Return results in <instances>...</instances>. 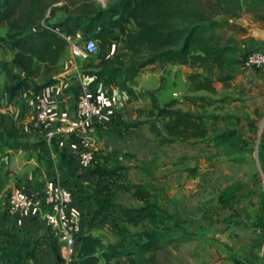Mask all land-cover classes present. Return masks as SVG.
<instances>
[{
	"label": "trees",
	"instance_id": "obj_1",
	"mask_svg": "<svg viewBox=\"0 0 264 264\" xmlns=\"http://www.w3.org/2000/svg\"><path fill=\"white\" fill-rule=\"evenodd\" d=\"M245 8L242 0H119L105 8L93 0H0V101L11 100L19 90L37 92L62 79L58 62L69 39L80 34L98 41L97 62L87 64L95 70L89 84L93 95L101 77L105 84H117L130 96L137 95L127 85L130 73L154 64L187 65L190 92L216 94V82L224 87L243 71L245 54L232 40L222 41L218 27L221 17ZM63 16L56 19V12ZM217 13V15H215ZM132 22V25L130 24ZM120 48L109 53V46ZM8 56V57H7ZM76 100L79 88H66ZM149 99L140 124H147L160 145L174 141L190 144L213 142L226 151L237 147V132L224 129L218 122L230 123L231 114L207 112L215 98L206 95L183 96L200 112L182 109L172 98L160 104L154 90L139 92ZM76 103V102H75ZM217 132V133H216ZM4 149L48 152V143L38 130L21 126L9 111L0 112V197L7 182V172L1 162ZM264 162V144L259 154ZM123 166L102 169L111 176ZM127 190L140 201L139 207H124L112 201L110 187L98 180L91 196L101 202L94 214L109 224L116 236L104 242L102 235L88 230L78 237L76 264H159L156 255L169 247H178L184 233L174 225H159L157 207L150 200L151 192L143 184L128 186ZM117 208L119 224L106 208ZM8 208L0 205V264H19L32 259L37 246L30 239L15 237L7 227ZM127 225L138 228L131 233ZM48 238L59 255L57 237L48 227ZM136 238L133 239V237Z\"/></svg>",
	"mask_w": 264,
	"mask_h": 264
},
{
	"label": "rangeland",
	"instance_id": "obj_2",
	"mask_svg": "<svg viewBox=\"0 0 264 264\" xmlns=\"http://www.w3.org/2000/svg\"><path fill=\"white\" fill-rule=\"evenodd\" d=\"M118 1L93 0L102 8ZM62 16L63 12L58 10L55 18ZM221 28L219 26L218 32ZM119 48L111 44L108 52ZM83 62L88 72L95 70L87 64L97 62L96 54L85 53ZM191 70L187 65L158 64L141 70L134 83L141 84L140 89L154 90L160 104L176 98L179 100L177 106L195 112L201 109L189 104L183 96L215 98L206 111L232 115L229 124L220 120L218 126L236 130L239 137L237 147L226 151L222 146H214L212 141L192 144L174 141L160 145L148 125L139 123L145 117L143 110L148 105L145 101L148 98L140 97V91L129 85L134 92L139 91L137 95H129L119 111L109 113L107 119L103 117L93 124L91 135L96 140L94 159L87 168L75 167L69 176L73 185V188L69 187L72 206L83 209L79 214L84 217L86 225L101 234L105 243L113 242L116 236L109 224L99 218L94 219L101 206V202L91 196L96 182L102 180L107 183L113 203L124 207L142 205V201L126 188L143 184L149 188L150 200L157 207L159 225H174L186 236L178 247H169L156 255L159 264H264V162L259 158L264 144V113L253 109L255 94L250 89L245 86L237 89L253 79L244 74L246 81H239V84L233 79L226 87L216 82V94L190 92L188 74ZM2 81L0 73V85ZM92 96L96 99L94 94ZM17 102L15 97L8 101L11 105ZM4 103L1 101L0 105ZM36 124L27 128L40 130L43 134L48 129L46 125ZM45 157L46 164H51L49 156L46 154ZM17 162L21 166L22 158ZM116 165L123 168L114 176L102 169V166L112 168ZM30 171L19 169L14 175L7 174L0 205L8 208L10 190L15 186L39 196L47 183L65 184L55 172L33 176ZM29 211L34 209L26 210ZM104 211L112 213L119 224H124L117 208ZM127 227L133 234L138 232L137 227ZM12 234L19 239L27 238ZM57 260L60 264V255Z\"/></svg>",
	"mask_w": 264,
	"mask_h": 264
},
{
	"label": "crops",
	"instance_id": "obj_3",
	"mask_svg": "<svg viewBox=\"0 0 264 264\" xmlns=\"http://www.w3.org/2000/svg\"><path fill=\"white\" fill-rule=\"evenodd\" d=\"M242 1L245 5L243 10L227 15L223 18L221 17L223 22L219 26H222V28L221 32L218 33L224 43H226L227 40H232L237 43L239 48L246 45L264 50V0ZM130 24L132 25L131 21ZM84 57L85 51L83 49V44L81 43V38H70L69 43L58 62V75H60L62 79L41 88L37 92L29 90L17 91L14 96L18 99L16 105L7 103L6 99L1 100L5 103L0 105V112H11L17 122L25 128L31 125L37 126L36 123L38 122L35 118L38 107L37 102L38 99L42 97L47 103L49 113L55 118L54 124H62L71 117L76 102V100H72V93L67 92L66 88L71 85H74L79 89L83 85L89 88V84L94 78L88 73V69L83 62ZM165 64L168 66H183L180 64ZM156 65L158 64L149 65L147 67H154ZM139 72L140 71L129 74L127 85H131L133 89L142 91L145 89H140V87H142L141 84L134 83L136 75ZM244 74L250 75L251 77L249 78L253 79V81L244 82V84L242 83L237 89L243 88L244 86L247 90L250 89L251 92L255 94L253 109H258L264 113V72L260 70L256 71L253 68L247 67L234 78L236 79V83L245 80L243 79ZM217 87L218 86H216V88ZM94 95L96 96L99 109L104 119L108 118L109 113L119 111L121 107H123L126 98L129 96L119 85L113 83L105 84L104 77H101L96 83ZM143 98L146 99L147 97ZM145 101L148 103L149 99ZM39 132L41 136H44L40 130ZM79 149L80 145L74 137L59 135L53 139V142L48 144L47 155L51 159V164L49 165L45 162L46 154L43 155L38 151L10 149L3 150V153L1 154V162L9 176L14 175L19 169H29L33 176L38 173L47 176V174L52 175V172H55V174L60 175L65 186L73 188L69 176L72 174L75 167L78 168L77 155ZM19 158H22L21 166H19L17 162ZM78 206L80 205L78 204ZM74 208L78 210L79 213L83 211L82 208ZM7 227L11 233L20 237L25 236L37 246L34 257L21 264H58V254L48 238L47 225L41 212L34 210L29 211V213L25 211L9 214L7 218ZM27 230L29 231V234H27ZM88 230L91 229L89 228V225H86L84 217L81 216L80 235L86 233ZM91 232L96 234L93 230H91ZM56 245H58L59 248L61 247V242L58 240V237ZM74 247L76 253L79 247L78 240Z\"/></svg>",
	"mask_w": 264,
	"mask_h": 264
},
{
	"label": "built area",
	"instance_id": "obj_4",
	"mask_svg": "<svg viewBox=\"0 0 264 264\" xmlns=\"http://www.w3.org/2000/svg\"><path fill=\"white\" fill-rule=\"evenodd\" d=\"M75 37L81 38L79 33ZM82 40L85 53L94 54L97 51L98 41L95 38ZM241 49L245 54L244 66L264 72V50L246 45ZM37 104L35 118L38 123L48 126L44 133L47 143L50 144L59 135L74 137L80 145L78 166L89 167L96 147L95 137L91 135L94 131L93 124L103 119L98 102L89 88L81 86L71 117L59 125L54 124L55 118L49 113L44 98L40 97ZM71 202V190L60 182L47 183L39 196L27 192L23 187L15 186L10 190L8 212L14 214L29 209L41 212L46 225L55 231L61 242L60 264H76L74 246L81 233V215L72 207Z\"/></svg>",
	"mask_w": 264,
	"mask_h": 264
}]
</instances>
